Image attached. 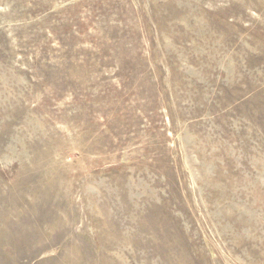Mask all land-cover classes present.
<instances>
[{"label":"rangeland","instance_id":"obj_1","mask_svg":"<svg viewBox=\"0 0 264 264\" xmlns=\"http://www.w3.org/2000/svg\"><path fill=\"white\" fill-rule=\"evenodd\" d=\"M0 264H264V0H0Z\"/></svg>","mask_w":264,"mask_h":264}]
</instances>
